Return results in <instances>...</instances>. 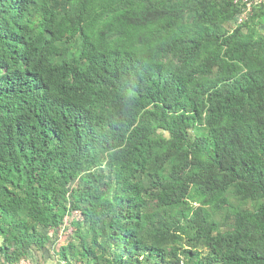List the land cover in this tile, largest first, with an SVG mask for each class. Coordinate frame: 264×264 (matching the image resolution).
I'll return each instance as SVG.
<instances>
[{
    "label": "trees",
    "instance_id": "obj_1",
    "mask_svg": "<svg viewBox=\"0 0 264 264\" xmlns=\"http://www.w3.org/2000/svg\"><path fill=\"white\" fill-rule=\"evenodd\" d=\"M243 9L0 0V264L73 215L66 264H264V0Z\"/></svg>",
    "mask_w": 264,
    "mask_h": 264
},
{
    "label": "rangeland",
    "instance_id": "obj_2",
    "mask_svg": "<svg viewBox=\"0 0 264 264\" xmlns=\"http://www.w3.org/2000/svg\"><path fill=\"white\" fill-rule=\"evenodd\" d=\"M260 31L261 33L264 34V26L260 28ZM104 168L106 172L110 171L108 164H105ZM67 219H68L67 220L68 222H66L64 226L70 225L72 220L74 219L77 220V217L73 215ZM67 226L65 227L64 230L62 229L63 227L61 228L62 233H61V238H59V240L56 239L55 235L44 232L50 238L47 244L45 245L44 249L40 251L31 249L28 254V259L25 261H22L20 264H66L64 262L59 261L57 252H58V248L60 246H63L66 242V240L64 239L65 232L70 231V228L68 229Z\"/></svg>",
    "mask_w": 264,
    "mask_h": 264
},
{
    "label": "built area",
    "instance_id": "obj_3",
    "mask_svg": "<svg viewBox=\"0 0 264 264\" xmlns=\"http://www.w3.org/2000/svg\"><path fill=\"white\" fill-rule=\"evenodd\" d=\"M238 2H241V4L244 6V9L242 11V13L237 17L236 19V23L237 24H240L242 23L243 21H245L249 11H250V5L252 3H257V0L253 1V0H236Z\"/></svg>",
    "mask_w": 264,
    "mask_h": 264
}]
</instances>
